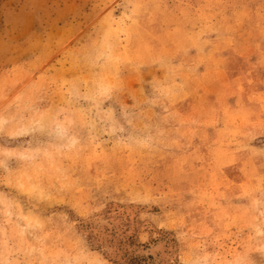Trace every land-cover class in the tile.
Masks as SVG:
<instances>
[{
	"label": "rangeland",
	"instance_id": "1",
	"mask_svg": "<svg viewBox=\"0 0 264 264\" xmlns=\"http://www.w3.org/2000/svg\"><path fill=\"white\" fill-rule=\"evenodd\" d=\"M0 264H264V0H0Z\"/></svg>",
	"mask_w": 264,
	"mask_h": 264
},
{
	"label": "bare ground",
	"instance_id": "2",
	"mask_svg": "<svg viewBox=\"0 0 264 264\" xmlns=\"http://www.w3.org/2000/svg\"><path fill=\"white\" fill-rule=\"evenodd\" d=\"M98 221H99V220H98ZM101 221H102V220H101ZM103 222H104V221H103ZM100 224H101V223H100ZM104 224H105V223H104ZM104 224H103V225H104ZM107 226H108V225H107ZM163 246H164V245H162V243L159 244V245L157 244V246H156L155 248H153V249L151 248L150 250H151V252H152L153 254L156 255L158 252H160V251L163 250V248H164ZM145 252H146V251H145ZM146 254H147V253H146ZM153 254H152V255H153ZM161 254H162V253H161ZM153 258H154V257H153Z\"/></svg>",
	"mask_w": 264,
	"mask_h": 264
}]
</instances>
